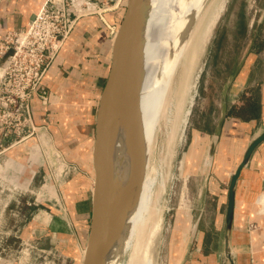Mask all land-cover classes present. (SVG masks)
<instances>
[{
	"label": "rangeland",
	"instance_id": "rangeland-1",
	"mask_svg": "<svg viewBox=\"0 0 264 264\" xmlns=\"http://www.w3.org/2000/svg\"><path fill=\"white\" fill-rule=\"evenodd\" d=\"M254 5L253 0L226 1L197 61L191 111L180 137L169 141V124L163 120L154 126L156 136L148 169L153 176L154 214L160 215V220L151 233L157 220L154 215L141 242L150 264H228L221 253L223 227L217 231L221 222L215 216L216 201L207 191L213 159L207 162L206 158L208 143L213 139L210 135L216 130L220 115V94L249 51L259 47L249 43V37L253 42L259 34L249 35L247 29ZM123 7L121 2L118 9L105 11L103 17L116 15ZM230 85L231 82L225 88L226 108L236 99ZM257 96L254 87L252 101ZM236 100L239 102L240 98ZM238 114L242 118L252 116L244 109ZM34 127L26 129L22 138L0 143V264H81L90 222L91 144L86 145L76 131L70 132L72 129L66 123H54L52 118L45 117ZM239 130L237 133L243 134L230 140L241 139L244 147L253 135L264 130V125L247 123ZM195 132L201 141L197 146ZM240 141L235 144L240 145ZM223 185L226 188L228 181ZM180 207L188 213L187 219H177ZM241 210L239 206L238 214ZM242 224L249 231L255 227L250 220L238 221L239 228ZM197 227L204 232L206 249H215L216 256L204 260L198 256L201 233ZM131 250L132 245L123 252L118 264H128ZM231 258H236L232 250Z\"/></svg>",
	"mask_w": 264,
	"mask_h": 264
},
{
	"label": "crops",
	"instance_id": "crops-1",
	"mask_svg": "<svg viewBox=\"0 0 264 264\" xmlns=\"http://www.w3.org/2000/svg\"><path fill=\"white\" fill-rule=\"evenodd\" d=\"M43 2L44 0H0V35L8 30L24 28ZM253 2L254 14L247 24V29L249 35L256 33L259 35L253 42L248 37L249 43L259 47L253 51L251 49L247 57L243 56L244 63L231 81L230 89L234 92L233 96L235 95L236 99L240 98V101L233 98L226 108L221 131L217 133L215 139L211 174L210 177L208 174L205 175L209 177L207 191L214 195L213 199L216 201L217 222L219 220L221 222L217 231L223 227L220 241L221 253L224 255V241L227 238L232 252L236 254L232 264H264V197H262L264 195V141L255 147L237 179L234 189L233 216L229 229H226L225 223L228 185L226 188L223 185L225 180L229 182L233 170L248 145L243 147L241 139L233 140L238 138L239 134L240 136L243 134L237 133L240 131L239 127L247 123L264 125V0H253ZM122 13L123 11H117L116 15L107 14L102 19L90 15L77 21L42 78L44 98L35 95L30 101L35 124L44 122L45 117L52 118L54 123H66L67 127L72 129L70 132L76 131L79 140L84 141L88 146L91 144L90 147H92L95 110L110 65L113 40L110 28L113 25L117 27ZM257 69L258 73H256ZM254 87L258 91L257 99H255L258 106L257 113L248 118L231 113L230 108L238 110L248 101H252L251 90ZM218 100L220 102V97ZM212 112L215 113V111ZM262 131L253 135L250 141ZM195 135L197 136V132L194 133ZM210 136H215L214 131ZM231 138H233L232 141ZM195 140H198L195 146L201 143L198 136ZM239 141L240 145L235 144ZM91 173L93 175L92 164ZM254 201L257 204L255 210L252 207ZM239 206L242 207V213L238 214ZM200 218L201 214L196 219V225L199 224ZM240 220L243 223L246 220L253 221L255 227L249 231L246 228L247 225L242 224L239 228ZM238 228L242 231L241 233ZM198 229L197 227V231ZM199 232L201 234L197 242L198 256L203 260L208 256H216L215 249H206L204 232Z\"/></svg>",
	"mask_w": 264,
	"mask_h": 264
},
{
	"label": "bare ground",
	"instance_id": "bare-ground-1",
	"mask_svg": "<svg viewBox=\"0 0 264 264\" xmlns=\"http://www.w3.org/2000/svg\"><path fill=\"white\" fill-rule=\"evenodd\" d=\"M226 1L148 0L143 31L144 74L140 90L142 141L139 143L136 139L127 145L122 120L117 127L112 154L114 174L117 176L120 191L141 144L145 152L144 171L138 192L126 204L115 237L108 240L106 264H118L123 252L130 245L132 250L128 264H150L145 257L147 249L142 251L141 242L150 221L154 220V215L157 220L153 222L151 233L157 229L160 220V215L154 214L156 208L152 198L153 176L148 169L149 157L153 151L152 143L156 136L154 126L158 120L168 123L169 141L182 133L187 115L191 111L193 89L196 88L197 61ZM187 216L186 210L180 207L177 219H187Z\"/></svg>",
	"mask_w": 264,
	"mask_h": 264
},
{
	"label": "water",
	"instance_id": "water-1",
	"mask_svg": "<svg viewBox=\"0 0 264 264\" xmlns=\"http://www.w3.org/2000/svg\"><path fill=\"white\" fill-rule=\"evenodd\" d=\"M147 8L148 0H126L113 36L109 70L95 110L94 137L91 147L93 183L90 222L81 264H106L108 240L115 237L126 204L130 197L138 192L142 180L145 164L142 144L121 191L117 176L114 174L112 154L117 127L122 120L126 130L127 145L129 146L136 139L139 143L142 141L140 90L144 74L143 31ZM233 77L232 73L225 88ZM225 88L220 94V115L216 122L215 136L208 143L207 162L212 158L215 139L226 113ZM262 141H264V130L248 143L230 176L225 213L226 229L231 227L234 189L241 169L255 147ZM224 256L228 264H232L231 248L227 238L224 241Z\"/></svg>",
	"mask_w": 264,
	"mask_h": 264
},
{
	"label": "built area",
	"instance_id": "built-area-1",
	"mask_svg": "<svg viewBox=\"0 0 264 264\" xmlns=\"http://www.w3.org/2000/svg\"><path fill=\"white\" fill-rule=\"evenodd\" d=\"M121 2L126 0H44L24 28L0 35V143L35 128L30 101L44 98L42 78L77 21L90 15L102 19ZM116 28H110L113 36Z\"/></svg>",
	"mask_w": 264,
	"mask_h": 264
},
{
	"label": "trees",
	"instance_id": "trees-1",
	"mask_svg": "<svg viewBox=\"0 0 264 264\" xmlns=\"http://www.w3.org/2000/svg\"><path fill=\"white\" fill-rule=\"evenodd\" d=\"M247 110L250 112V114H256L258 111V106L256 105V101H248L247 104H245L244 106H241L240 108H238V110H234L233 107L230 108V112L231 113H235L238 114L240 113L241 110ZM239 115V114H238ZM240 116V115H239Z\"/></svg>",
	"mask_w": 264,
	"mask_h": 264
}]
</instances>
